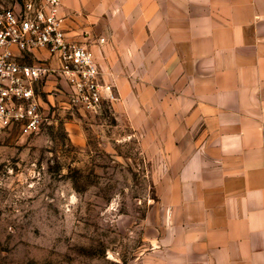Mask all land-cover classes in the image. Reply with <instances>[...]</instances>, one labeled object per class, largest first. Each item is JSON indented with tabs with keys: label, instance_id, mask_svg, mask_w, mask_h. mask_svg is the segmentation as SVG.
Segmentation results:
<instances>
[{
	"label": "rangeland",
	"instance_id": "1",
	"mask_svg": "<svg viewBox=\"0 0 264 264\" xmlns=\"http://www.w3.org/2000/svg\"><path fill=\"white\" fill-rule=\"evenodd\" d=\"M18 2L0 0V10ZM209 2L62 0L65 31L99 67L94 49L106 33L116 32L120 48L137 45L116 62L100 113L70 106L52 74L57 90L40 94V131H0V264L178 263L180 225L201 213L194 183L217 178L201 168L232 129L210 93ZM178 31L179 64L168 43ZM161 41L165 61L156 49L148 60L147 43L161 50Z\"/></svg>",
	"mask_w": 264,
	"mask_h": 264
},
{
	"label": "crops",
	"instance_id": "2",
	"mask_svg": "<svg viewBox=\"0 0 264 264\" xmlns=\"http://www.w3.org/2000/svg\"><path fill=\"white\" fill-rule=\"evenodd\" d=\"M58 11L70 13L63 5ZM209 12L210 93L216 98L215 108L231 116L221 124L232 129L225 133L227 147L221 148L219 158L201 168L200 174L208 170L217 178L194 183L199 196L191 203L200 205L201 213L180 225L177 264H264V0H210ZM144 28L148 41L153 24L145 22ZM173 34L168 33V43L179 64V31L176 38ZM116 37V32L106 33L94 49L112 85L118 79L116 62L131 58L137 45L120 48ZM147 45L148 60L155 58L156 49L165 61L166 43L161 50L153 42ZM33 53L24 61L53 62L45 50ZM50 76L43 92L57 90L58 82Z\"/></svg>",
	"mask_w": 264,
	"mask_h": 264
},
{
	"label": "built area",
	"instance_id": "3",
	"mask_svg": "<svg viewBox=\"0 0 264 264\" xmlns=\"http://www.w3.org/2000/svg\"><path fill=\"white\" fill-rule=\"evenodd\" d=\"M61 3L19 0L0 10V131L16 130L23 137L40 131L45 118L40 94L52 74L69 105L84 112L98 114L104 101L113 98L91 48L65 31ZM36 50H45L53 62H25Z\"/></svg>",
	"mask_w": 264,
	"mask_h": 264
}]
</instances>
